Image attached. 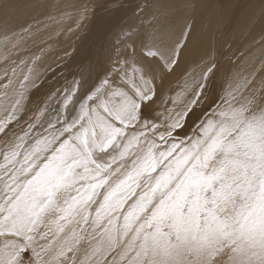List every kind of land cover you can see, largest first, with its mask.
Returning a JSON list of instances; mask_svg holds the SVG:
<instances>
[{
    "label": "snow or ice",
    "instance_id": "1",
    "mask_svg": "<svg viewBox=\"0 0 264 264\" xmlns=\"http://www.w3.org/2000/svg\"><path fill=\"white\" fill-rule=\"evenodd\" d=\"M24 6L0 0V264H264V39L197 51L191 5L143 0L53 79L45 34L92 0Z\"/></svg>",
    "mask_w": 264,
    "mask_h": 264
},
{
    "label": "bare ground",
    "instance_id": "2",
    "mask_svg": "<svg viewBox=\"0 0 264 264\" xmlns=\"http://www.w3.org/2000/svg\"><path fill=\"white\" fill-rule=\"evenodd\" d=\"M173 2L174 0H159L162 5ZM185 2L191 7L180 11L178 23L187 19L194 24L195 50L199 51L206 46V38L211 33L221 51L226 55L229 54L228 47L231 45L233 51L252 50L259 57L260 42L264 39V22L261 20L259 0L249 1L250 3L244 5L243 8L242 5L238 6L242 8V11L227 32H221L220 28L230 23L233 15L231 13L234 10H232V4L235 2L227 5L222 19L220 17L221 20L215 16L219 0H185ZM16 3L20 6L16 14L18 22L30 21L35 13L24 6L26 0H16ZM142 3L143 0H92V12L82 27L77 28L71 19L59 24L52 23L49 33L45 36H51L49 43L53 44L55 49L46 54L43 68L48 70L49 76H53L54 73L57 77L64 71H77L79 66L86 63L89 58H106L117 46L116 41L120 29L135 22L134 13L138 11L137 4ZM239 10L236 12L238 13ZM69 26L72 28L71 32L67 31ZM31 49L36 51L35 46H31ZM256 65L259 67L258 59Z\"/></svg>",
    "mask_w": 264,
    "mask_h": 264
},
{
    "label": "rangeland",
    "instance_id": "3",
    "mask_svg": "<svg viewBox=\"0 0 264 264\" xmlns=\"http://www.w3.org/2000/svg\"><path fill=\"white\" fill-rule=\"evenodd\" d=\"M242 1L243 0H241V3H240V0H219V2L217 3V9H216V11H215V16H217V17H219V20H221L222 19V17H223V15H224V12H225V8L227 7V5H229L230 3H234L235 2V4L237 5H235V4H232V6H233V8H232V13H231V15H232V18H231V21H230V23L227 25V26H223V27H221L223 30H221V28H220V31L221 32H227L229 29H230V26L232 25V23L234 22V20H235V18L237 19L238 18V15L241 13V11H242V8H243V6L244 5H246L247 3H250L252 0H244L243 1V3H242ZM250 1V2H249ZM225 2H226V4H225ZM239 3V4H238ZM242 5V6H241ZM223 6V7H222ZM235 6V7H234ZM241 6L242 8L240 9L239 7ZM240 9V10H239ZM224 10V11H223ZM236 10L238 11L239 10V12L237 13L236 12ZM236 12V13H235ZM235 13V14H234ZM220 14H221V16H220ZM220 17H221V19H220ZM231 17V16H230ZM233 19V20H232ZM229 26V27H228ZM67 72L69 73V71H64L62 74H67ZM61 76V75H60ZM57 77H59V76H57ZM56 78V77H55ZM54 78V79H55Z\"/></svg>",
    "mask_w": 264,
    "mask_h": 264
}]
</instances>
